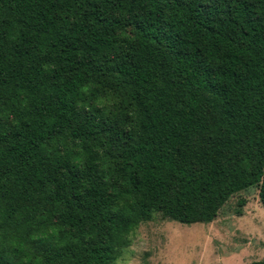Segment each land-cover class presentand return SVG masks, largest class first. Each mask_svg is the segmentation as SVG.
Returning a JSON list of instances; mask_svg holds the SVG:
<instances>
[{"label":"trees","instance_id":"16d2710c","mask_svg":"<svg viewBox=\"0 0 264 264\" xmlns=\"http://www.w3.org/2000/svg\"><path fill=\"white\" fill-rule=\"evenodd\" d=\"M253 187L264 0H0V264H114Z\"/></svg>","mask_w":264,"mask_h":264},{"label":"rangeland","instance_id":"374dc122","mask_svg":"<svg viewBox=\"0 0 264 264\" xmlns=\"http://www.w3.org/2000/svg\"><path fill=\"white\" fill-rule=\"evenodd\" d=\"M253 187L233 194L210 223L155 214L114 264H250L264 260V208Z\"/></svg>","mask_w":264,"mask_h":264}]
</instances>
